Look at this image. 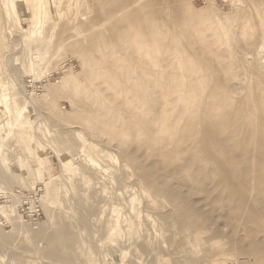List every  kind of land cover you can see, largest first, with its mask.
<instances>
[{"label": "rangeland", "instance_id": "374dc122", "mask_svg": "<svg viewBox=\"0 0 264 264\" xmlns=\"http://www.w3.org/2000/svg\"><path fill=\"white\" fill-rule=\"evenodd\" d=\"M14 5L0 264H264V0Z\"/></svg>", "mask_w": 264, "mask_h": 264}, {"label": "bare ground", "instance_id": "6f19581e", "mask_svg": "<svg viewBox=\"0 0 264 264\" xmlns=\"http://www.w3.org/2000/svg\"><path fill=\"white\" fill-rule=\"evenodd\" d=\"M43 2V1H42ZM14 3H15V0H0V5H1V7H2V10H3V12H4V15H5V19L7 20V21H11V20H14V18H13V16H15V14H16V5H14ZM57 3L58 4H60V3H62V0H57ZM38 5V4H37ZM40 5H41V3H40ZM46 6V4L43 2L42 3V5H41V7L40 8H42L41 10H43V13H44V16H45V14H46V11H45V7ZM38 7V6H37ZM34 9V8H33ZM59 9V8H58ZM37 13V8H35V11L34 12H32V16H30L29 18H28V25H31V26H33V25H36V24H41V22L39 21V20H37L35 17H33V14H36ZM47 15V14H46ZM47 20V19H46ZM45 21V20H44ZM43 21V22H44ZM149 34L145 37V39H144V51L146 52V55H148V56H151V58H153V59H156V57L157 56H155V53H156V51H152L151 53H150V43H149ZM139 41H141V38H139L136 42H135V44H137ZM98 46V45H97ZM94 48V47H93ZM101 49V48H100ZM97 50V49H96ZM99 51V50H98ZM98 55H100V54H98ZM102 56V55H101ZM103 57V56H102ZM29 64V63H28ZM28 67H26L27 68V71H30L31 69H30V66H31V63H30V65H27ZM26 71V72H27ZM1 81V80H0ZM2 82V81H1ZM2 84V83H1ZM0 84V113L1 114H4V118L3 119H1L0 120V130L3 128V125H6L7 127L9 126L10 128H12L11 126H12V124H11V126H10V119H9V116H10V108H9V105H8V103H7V97H6V95H5V93H4V89H5V87H4V89H2V85ZM191 110H192V108H190ZM12 110V109H11ZM189 110V109H188ZM184 111V110H183ZM12 112V111H11ZM162 115H164V114H162ZM166 115V114H165ZM193 115H194V113H193ZM16 116V118H18L19 119V114L18 115H15ZM15 118V117H14ZM164 118H165V116H164ZM161 119H162V122H163V116L161 117ZM17 120V119H16ZM161 122V121H160ZM15 123V122H14ZM23 124V123H22ZM173 124H175V123H173ZM178 124V123H177ZM14 125V124H13ZM154 125V124H153ZM159 125V123L157 124V126ZM163 125V124H162ZM165 125V124H164ZM170 125H172V123L170 124ZM169 125V126H170ZM160 126V125H159ZM169 126H164V128H166V127H169ZM173 126V125H172ZM161 127V126H160ZM163 127V126H162ZM176 127H177V125H176ZM166 129H169V128H166ZM171 129V128H170ZM170 129L169 130H166V132L165 133H167V131H170ZM12 131V129H5V131H4V134L2 135V136H0V139H4L11 131ZM26 130H28V129H26ZM163 131H165L164 129H163ZM163 133V132H162ZM165 133H163L164 135H165ZM22 135V134H21ZM172 135V134H171ZM182 135V134H181ZM11 136V135H10ZM160 136V135H159ZM163 136V135H162ZM164 137V136H163ZM167 137V136H166ZM165 138V137H164ZM22 139V138H21ZM166 139V138H165ZM164 139V140H165ZM167 140V139H166ZM172 146V145H171ZM162 147V146H161ZM156 149V148H155ZM172 150V148L170 149V151ZM166 154V153H165ZM195 155V154H194ZM163 156V155H162ZM176 158V157H175ZM91 165V164H90ZM94 165V164H93ZM132 200L133 199H131V197H130V199L128 200V204H130L131 202H132ZM127 201V200H126ZM134 202V201H133ZM113 209H115V208H113ZM131 209V208H130ZM113 211V210H112ZM0 213L2 214L3 213V210H2V206H0ZM127 219V218H126ZM130 219V218H129ZM110 221L113 223V225H115V224H117L118 223V218H117V216H115V217H112L111 219H110ZM130 221V220H129ZM130 224H132V223H130ZM129 225V224H128ZM127 226V225H126ZM127 227H130V226H127ZM109 228V227H108ZM112 230V229H111ZM128 230H129V228H128ZM112 232H113V230H112ZM111 234V233H110ZM132 234V233H131ZM158 235V234H157Z\"/></svg>", "mask_w": 264, "mask_h": 264}]
</instances>
